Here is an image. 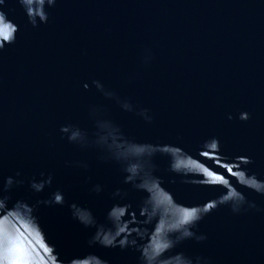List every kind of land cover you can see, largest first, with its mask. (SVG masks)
Returning <instances> with one entry per match:
<instances>
[{
	"label": "water",
	"instance_id": "1",
	"mask_svg": "<svg viewBox=\"0 0 264 264\" xmlns=\"http://www.w3.org/2000/svg\"><path fill=\"white\" fill-rule=\"evenodd\" d=\"M0 264H264V0H3Z\"/></svg>",
	"mask_w": 264,
	"mask_h": 264
},
{
	"label": "clouds",
	"instance_id": "2",
	"mask_svg": "<svg viewBox=\"0 0 264 264\" xmlns=\"http://www.w3.org/2000/svg\"><path fill=\"white\" fill-rule=\"evenodd\" d=\"M0 3H3V0H0Z\"/></svg>",
	"mask_w": 264,
	"mask_h": 264
}]
</instances>
